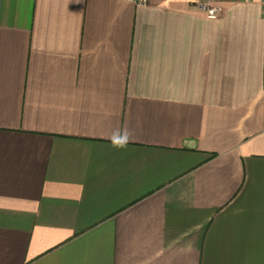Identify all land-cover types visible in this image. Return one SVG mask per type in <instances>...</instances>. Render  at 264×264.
<instances>
[{"label": "crops", "instance_id": "obj_1", "mask_svg": "<svg viewBox=\"0 0 264 264\" xmlns=\"http://www.w3.org/2000/svg\"><path fill=\"white\" fill-rule=\"evenodd\" d=\"M220 7L0 0V264H264V5Z\"/></svg>", "mask_w": 264, "mask_h": 264}, {"label": "built area", "instance_id": "obj_2", "mask_svg": "<svg viewBox=\"0 0 264 264\" xmlns=\"http://www.w3.org/2000/svg\"><path fill=\"white\" fill-rule=\"evenodd\" d=\"M123 3H130L136 6H146L150 0H118ZM197 8L205 14L208 19L214 20L218 18L221 13L220 3L225 1H235V0H195ZM243 2H253L257 1L264 5V0H239Z\"/></svg>", "mask_w": 264, "mask_h": 264}, {"label": "clouds", "instance_id": "obj_3", "mask_svg": "<svg viewBox=\"0 0 264 264\" xmlns=\"http://www.w3.org/2000/svg\"><path fill=\"white\" fill-rule=\"evenodd\" d=\"M110 140L111 147L117 150L126 149L129 143L134 139L133 132L128 128H117L107 137Z\"/></svg>", "mask_w": 264, "mask_h": 264}]
</instances>
